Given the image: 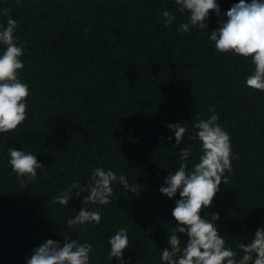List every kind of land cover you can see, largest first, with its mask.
I'll use <instances>...</instances> for the list:
<instances>
[{"label":"trees","instance_id":"1","mask_svg":"<svg viewBox=\"0 0 264 264\" xmlns=\"http://www.w3.org/2000/svg\"><path fill=\"white\" fill-rule=\"evenodd\" d=\"M236 2L218 0L221 16L210 12L207 29L184 33L177 28L187 13L175 0H0L7 9L0 24L8 16L17 21L19 78L29 85L26 120L0 134V264H25L34 247L67 236L93 245L90 264H106L107 239L120 227L129 234V264H160L179 196L168 199L158 189L179 167L181 149L192 150L187 168L198 162L199 141L188 136L210 115L209 105L233 158L201 216L219 213L218 231L237 251L264 226V92L244 84L249 58L218 53L208 39ZM165 9L176 18L167 26ZM177 122L187 129L179 144L166 127ZM21 145L44 166L24 184L7 163V149ZM97 166L123 173L139 192L114 184L107 205L82 203L85 193L68 205L53 203L73 180L91 183ZM82 206L101 209L99 225L68 227Z\"/></svg>","mask_w":264,"mask_h":264},{"label":"clouds","instance_id":"2","mask_svg":"<svg viewBox=\"0 0 264 264\" xmlns=\"http://www.w3.org/2000/svg\"><path fill=\"white\" fill-rule=\"evenodd\" d=\"M177 11L187 13V22H180L177 31L187 33L191 27L207 29L205 21L210 12L221 16L218 0H175ZM7 9H0L6 15ZM165 26L176 18L168 10H162ZM217 27L210 31L208 39L214 43L218 53L232 54L249 58L253 69L245 80L246 87L264 92V0H238L223 13ZM17 21L10 16L0 24V134L17 129L27 118V97L29 85L20 77L24 63L21 57L24 46L15 35ZM210 115L197 119L193 125L195 135L189 140L199 141L198 162L187 168L184 161L191 156L190 147L180 150L181 163L178 168L164 178L158 191L168 199L174 200L171 216L174 227L167 235V246L160 250V264H264V226H258L248 242L237 245L239 251L227 246L217 222L219 213L211 212L210 219L201 212L214 205V197L220 192V185L227 180L225 173L231 171L233 158L228 132L218 123L219 114L209 105ZM166 127L173 132L175 144L184 138L187 129L182 123H168ZM171 140L172 137H164ZM8 165L21 184L34 180L37 170L44 167L31 151L21 145L19 149H7ZM91 183L73 180L63 194L57 195L53 203L68 205L73 197H82V203L107 205L111 203L113 185L119 184L128 193L139 192L136 183H130L123 173L117 175L111 168L97 166L89 177ZM75 190V191H73ZM102 211L100 208L80 207L69 219L68 227L75 225H99ZM182 234L186 239H182ZM63 241L46 239L31 250L25 257V264H90L93 245L87 241L63 237ZM130 246L129 234L120 227L107 239V260L111 264H129L125 258ZM255 254V255H253Z\"/></svg>","mask_w":264,"mask_h":264},{"label":"water","instance_id":"3","mask_svg":"<svg viewBox=\"0 0 264 264\" xmlns=\"http://www.w3.org/2000/svg\"><path fill=\"white\" fill-rule=\"evenodd\" d=\"M253 255H255V254H253Z\"/></svg>","mask_w":264,"mask_h":264}]
</instances>
